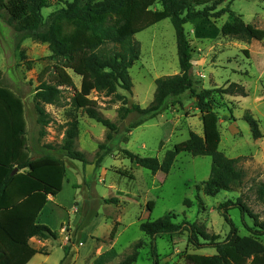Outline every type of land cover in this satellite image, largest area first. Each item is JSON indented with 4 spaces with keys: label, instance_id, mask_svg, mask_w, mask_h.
Masks as SVG:
<instances>
[{
    "label": "rangeland",
    "instance_id": "rangeland-1",
    "mask_svg": "<svg viewBox=\"0 0 264 264\" xmlns=\"http://www.w3.org/2000/svg\"><path fill=\"white\" fill-rule=\"evenodd\" d=\"M84 2L81 0L80 6ZM62 7L63 2L51 0L42 14L46 19ZM225 7L248 25L253 34L250 43L223 36L196 40L192 27L185 26L193 50L190 75L195 91L222 89L236 83L247 94L241 97L213 93L212 106L221 138L219 151L228 158L241 157L239 165L245 171L241 185L214 196L202 192V183L210 174V157L180 153L168 174L153 175L122 153L126 150L161 161L167 151L187 140L190 133L202 136L201 115L189 92L170 99L164 112L133 128L140 123V117L135 112H125L132 104L147 108L153 100L154 80L179 73L175 33L168 19L134 35L140 55L129 69L130 95L121 89L109 97L95 92L90 95L97 102V111L115 125V132L109 133L70 105L81 81L71 71L68 74L74 87L61 88L62 106L41 105L45 115L38 114L36 90L42 82L52 84L48 45L21 40L8 15L0 11V86L12 90L24 102L28 154L32 159L44 155L62 159L65 177L73 183V191L65 193L67 201L71 198L70 210L47 211L44 215L45 225L56 233V239H31L32 246L43 249L44 254H36L29 264H93L100 253L111 248L116 258L109 264H119L136 242L142 243V247L133 264H190L186 256L209 257L215 250L189 244L185 226L173 235L150 239L139 225L169 213L174 215L173 223L186 221L208 235L218 236L217 241H224L231 227L225 223L218 206L238 199L259 221L264 220V203L256 195L257 185L264 184V138L253 140L243 119L244 114H250L259 131H264V0H225L217 10ZM160 8V4H155L152 9ZM231 21L232 17L225 13L216 23L221 27ZM73 120L78 124L73 150L82 154V162L69 159L61 149L66 124ZM111 199L117 203H106ZM186 200L190 201L189 207L184 205ZM150 201L153 207L149 211ZM228 216L238 236L250 235L248 228L253 227V220L248 213L231 206ZM259 239L264 245V235ZM198 240L204 243L199 236ZM152 246L157 257L152 254Z\"/></svg>",
    "mask_w": 264,
    "mask_h": 264
},
{
    "label": "trees",
    "instance_id": "trees-1",
    "mask_svg": "<svg viewBox=\"0 0 264 264\" xmlns=\"http://www.w3.org/2000/svg\"><path fill=\"white\" fill-rule=\"evenodd\" d=\"M50 1L0 0V11L8 15L21 40L31 39L48 45L52 84L42 82L36 90L35 109L40 116L45 115L41 105L62 106L61 88L74 87L68 74L71 71L81 81L79 89L70 99V105L109 133L115 132V125L97 111V102L90 95L95 92L109 97L115 95L118 89L130 95L132 81L129 69L140 55L139 45L133 37L168 19L175 33L179 73L154 80V96L147 108L132 104L125 112L139 115L140 123L134 124L133 128L164 112L170 99L189 92L201 115L202 136L190 133L187 140L167 151L161 161L155 157H140L126 150L122 153L131 163L153 175L168 174L180 153L210 157V174L202 183V192L206 196L230 191L242 184L245 178V171L239 165L242 158H228L219 151L221 138L212 97L213 93L241 97L247 94L236 83L222 89L195 91L190 75L193 50L185 31V26L190 25L193 38L200 41L216 40L223 36L250 43L253 34L242 18L227 7L217 10L225 0H84L82 6L81 0H54L63 2L64 7L45 19L42 11L50 7ZM155 4H160L161 8L152 9ZM225 13L232 17V21L219 27L216 22ZM20 54L22 57L23 52ZM244 54L247 55V51ZM243 119L250 128L252 139L262 138L256 120L248 113L244 114ZM66 125L61 149L69 159L82 162V154L73 150L77 121ZM25 129L22 98L0 86V264H28L36 254H44L43 249L30 245L32 238L56 239V233L48 226L37 223V218L47 197L61 191L65 163L52 155L31 159L26 147ZM108 138L111 136L108 135ZM14 170L16 173H13ZM256 195L257 200L264 203L263 183L257 185ZM106 203H117V200H106ZM184 205L189 207L190 201H184ZM231 206L238 207L252 218L253 227L248 228L249 236L237 235L228 216ZM152 207L153 202H148L149 211ZM218 210L231 227L224 241H217L218 236L208 235L186 221L173 223L174 215L169 213L157 220L141 223L139 229L152 239L173 235L185 226L189 244L215 250V254L209 257L198 254L186 256L190 264H264V245L259 239L264 235V220L259 221L239 199L235 203L226 201L220 204ZM198 236L204 243L199 242ZM141 247L140 242L131 245V252L119 264L135 263ZM152 254L157 257L154 246ZM115 258L116 252L111 248L100 253L93 264H109Z\"/></svg>",
    "mask_w": 264,
    "mask_h": 264
},
{
    "label": "crops",
    "instance_id": "crops-1",
    "mask_svg": "<svg viewBox=\"0 0 264 264\" xmlns=\"http://www.w3.org/2000/svg\"><path fill=\"white\" fill-rule=\"evenodd\" d=\"M191 63H193V61H191ZM192 68H193V66L191 67V70H192ZM261 134H262V136L264 138V131L263 130H262ZM72 185H73V183L69 179H66V177H65L64 181H63V184H62L61 192H59L55 196H48L47 197V202H46L45 206L43 207V209L41 210V212L38 215L37 223L43 224V225L47 224L46 221L44 220V215H45V213L47 211L53 212V211L61 210V209H63V210L65 209L67 211L70 210V208H71V198L67 201V199L65 198V193H66L67 190L73 191V186ZM73 195H74V193H73ZM61 226L62 225H59V230L61 229ZM32 239H35V238H32ZM30 245L32 246L31 242H30ZM33 248L40 249L39 247L38 248L37 247H33ZM30 261H29V263H30Z\"/></svg>",
    "mask_w": 264,
    "mask_h": 264
},
{
    "label": "water",
    "instance_id": "water-1",
    "mask_svg": "<svg viewBox=\"0 0 264 264\" xmlns=\"http://www.w3.org/2000/svg\"><path fill=\"white\" fill-rule=\"evenodd\" d=\"M13 173H16V170H14V172Z\"/></svg>",
    "mask_w": 264,
    "mask_h": 264
}]
</instances>
